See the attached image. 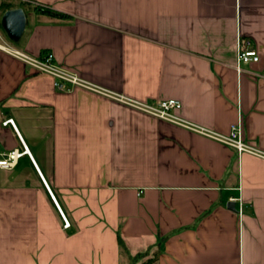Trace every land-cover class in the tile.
Returning a JSON list of instances; mask_svg holds the SVG:
<instances>
[{
    "label": "crops",
    "instance_id": "1",
    "mask_svg": "<svg viewBox=\"0 0 264 264\" xmlns=\"http://www.w3.org/2000/svg\"><path fill=\"white\" fill-rule=\"evenodd\" d=\"M27 1L70 17L24 7L23 36L0 44L52 52L138 99H180V115L222 133L241 118L264 152V0ZM239 40L260 56L241 70ZM19 133L32 156L0 169V264H264V156L96 92L58 91L0 46V151L22 149Z\"/></svg>",
    "mask_w": 264,
    "mask_h": 264
},
{
    "label": "built area",
    "instance_id": "2",
    "mask_svg": "<svg viewBox=\"0 0 264 264\" xmlns=\"http://www.w3.org/2000/svg\"><path fill=\"white\" fill-rule=\"evenodd\" d=\"M2 48L10 50L15 56H17L27 64L34 67L38 72L50 75L53 79V86L58 91L66 92V91H71L75 88H83L88 91L96 92L98 94H102L112 99L123 102L144 113L156 116L161 119L168 120L170 122L181 125L183 127H186L188 129H191L208 137L219 140L235 148L239 154L243 152H249L252 154L264 156V152H262L259 148H257L256 146H254L249 142H246L243 139L241 118L236 124L232 126L231 130L228 133H222L207 126L193 122L180 115L178 111L183 106V103L180 99L167 98V99H161L158 102H151L147 100L138 99L133 96H129L127 94L109 90L103 86L94 83L93 81L87 78H84L78 72L58 62L55 58V55L52 52L37 57L30 55L26 52H23L19 49L12 48L9 45V43L6 42L3 44ZM259 59H260L259 53L253 47L251 40H245L243 43L242 41L240 42L239 40L238 54H237L238 70H241L242 63L256 62ZM2 124L3 125L10 124L16 130H18L13 118H6L5 120H3ZM20 138L23 143L22 149L14 148L8 150L7 152L0 151V169H12L13 167L16 166L19 159L23 155L27 153L31 155L28 146L21 137V134H20ZM45 183L47 184L46 180ZM48 188L54 200L56 201L58 207L60 208L49 186ZM61 213L65 221L64 226L65 227L70 226V221L67 219L66 215L62 210Z\"/></svg>",
    "mask_w": 264,
    "mask_h": 264
},
{
    "label": "water",
    "instance_id": "3",
    "mask_svg": "<svg viewBox=\"0 0 264 264\" xmlns=\"http://www.w3.org/2000/svg\"><path fill=\"white\" fill-rule=\"evenodd\" d=\"M0 22L7 36L12 41L17 42L21 39L26 29V11L21 6L9 8L2 14ZM228 206L232 209H236L233 201H230Z\"/></svg>",
    "mask_w": 264,
    "mask_h": 264
},
{
    "label": "trees",
    "instance_id": "4",
    "mask_svg": "<svg viewBox=\"0 0 264 264\" xmlns=\"http://www.w3.org/2000/svg\"><path fill=\"white\" fill-rule=\"evenodd\" d=\"M17 6H21V7H33L35 10H37L38 12L40 13H44V14H48V15H52V16H56V17H59V18H69L70 15L67 14V13H64V12H61V11H58L48 5H45V4H34L32 5L30 3V1L28 2L27 0L26 1H17V0H0V11L3 13L4 11H6L7 9L9 8H13V7H17ZM118 239H119V245L121 247V249L123 251H126V244L123 240V238L121 237V235L118 236ZM166 239V237H161V240L159 241V244L162 243V240ZM146 253L142 252V253H138L137 255H135L133 257V259H138L142 256H144ZM156 257V256H155ZM154 257V258H155ZM153 259H148L146 260L145 262H143L142 264H149L150 262H152Z\"/></svg>",
    "mask_w": 264,
    "mask_h": 264
},
{
    "label": "rangeland",
    "instance_id": "5",
    "mask_svg": "<svg viewBox=\"0 0 264 264\" xmlns=\"http://www.w3.org/2000/svg\"><path fill=\"white\" fill-rule=\"evenodd\" d=\"M0 14H1V11H0ZM3 35V36H2ZM6 32L4 31L3 27L1 26V23H0V41H5V38H6ZM5 36V37H4ZM7 40V39H6Z\"/></svg>",
    "mask_w": 264,
    "mask_h": 264
},
{
    "label": "bare ground",
    "instance_id": "6",
    "mask_svg": "<svg viewBox=\"0 0 264 264\" xmlns=\"http://www.w3.org/2000/svg\"><path fill=\"white\" fill-rule=\"evenodd\" d=\"M1 47H3V44H0Z\"/></svg>",
    "mask_w": 264,
    "mask_h": 264
}]
</instances>
